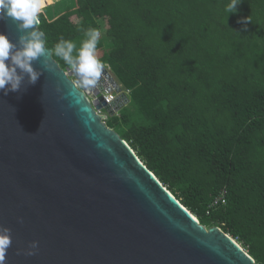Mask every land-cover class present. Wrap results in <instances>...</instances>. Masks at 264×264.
Segmentation results:
<instances>
[{"label": "trees", "instance_id": "trees-1", "mask_svg": "<svg viewBox=\"0 0 264 264\" xmlns=\"http://www.w3.org/2000/svg\"><path fill=\"white\" fill-rule=\"evenodd\" d=\"M74 1L38 15L53 59L66 69L59 39L78 49L107 24L97 56L129 102L106 125L201 225L264 264V0L230 14L229 0Z\"/></svg>", "mask_w": 264, "mask_h": 264}, {"label": "water", "instance_id": "water-1", "mask_svg": "<svg viewBox=\"0 0 264 264\" xmlns=\"http://www.w3.org/2000/svg\"><path fill=\"white\" fill-rule=\"evenodd\" d=\"M28 31L0 17L17 47ZM32 63L35 84L24 74L19 91H0L4 264H257L229 234L201 225L103 122L99 110L113 116L129 102L104 65L96 86L118 94L111 105L91 101L97 91L79 89L51 50Z\"/></svg>", "mask_w": 264, "mask_h": 264}, {"label": "clouds", "instance_id": "clouds-1", "mask_svg": "<svg viewBox=\"0 0 264 264\" xmlns=\"http://www.w3.org/2000/svg\"><path fill=\"white\" fill-rule=\"evenodd\" d=\"M240 2L241 0H229L225 5V12H236ZM41 6V0H0V17H11L18 22L19 28L31 29L20 36L19 47L7 35L0 33V91L5 94L19 91L24 74H27L31 84H35L40 76L32 62L43 56L47 49L43 35L34 27L38 22ZM99 41V31L89 28L78 49L73 41L63 37L54 46V55L70 66L80 87L87 90L96 87L104 67L97 56ZM45 65L47 66V60ZM10 231L7 227L0 228V264H4L7 249L11 245ZM36 246L37 242L33 241L31 249ZM31 249L29 255L33 254Z\"/></svg>", "mask_w": 264, "mask_h": 264}, {"label": "rangeland", "instance_id": "rangeland-1", "mask_svg": "<svg viewBox=\"0 0 264 264\" xmlns=\"http://www.w3.org/2000/svg\"><path fill=\"white\" fill-rule=\"evenodd\" d=\"M60 0H50V2H52L51 4H50V2H49V0H45V5H44V0H41V10H40V12L39 13H41L42 11H43V9L44 8H46V7H48L49 9H52V8H55V6H56V3H58ZM49 2V3H48ZM62 3H64V4H69V3H74V5H75V1L74 0H62ZM50 4V5H49ZM73 20L74 21H76V19L75 18H73ZM107 24H105V23H103V22H101V30L99 31V33H100V39L102 40L103 38H104V31H105V28L107 27L106 26ZM107 50V47L105 46V48L103 49V51H106ZM102 51V52H103ZM99 53H97V55H98ZM105 66V68L108 70V72H109V67L107 66V65H104ZM71 75V79H72V81L73 82H75V84L77 85V87L79 88V89H82V87H80V84H79V81H78V79H77V77L75 76V74L74 73H72V74H70ZM103 94V92H98V93H95L94 94V97L92 96L93 95V93H92V95H89L88 96V98L91 100V101H93L94 99H96V98H98V96H100L101 94ZM105 94V93H104ZM128 105V104H127ZM127 105H125V106H127ZM124 106V107H125ZM118 113V112H117ZM116 113V114H117ZM101 116H102V118H103V120L106 122L107 120H108V117H110L105 111H102V113H101ZM136 153V152H135ZM207 228V227H206ZM241 245V244H240ZM244 249V248H243ZM245 250V249H244ZM246 251V250H245ZM247 252V251H246Z\"/></svg>", "mask_w": 264, "mask_h": 264}, {"label": "built area", "instance_id": "built-area-1", "mask_svg": "<svg viewBox=\"0 0 264 264\" xmlns=\"http://www.w3.org/2000/svg\"><path fill=\"white\" fill-rule=\"evenodd\" d=\"M77 86V85H76ZM105 93V94H104ZM124 93H126V95L128 94V92H124ZM101 94V93H100ZM102 96H103V100H104V102L107 104V105H111V103H113L115 100H116V98H117V96H118V94L117 93H115L114 91H111V92H103V94H101ZM102 111H104L103 109L102 110H99L97 113L99 114V115H101V113H102ZM103 122H105L104 120H103ZM226 204V190H222L221 191V193H220V195L219 196H217L212 202H211V204H210V206H209V209L210 210H213V209H217L218 207H220L221 205L223 206V205H225ZM208 209V210H209Z\"/></svg>", "mask_w": 264, "mask_h": 264}, {"label": "bare ground", "instance_id": "bare-ground-1", "mask_svg": "<svg viewBox=\"0 0 264 264\" xmlns=\"http://www.w3.org/2000/svg\"><path fill=\"white\" fill-rule=\"evenodd\" d=\"M69 72H70V73H73L72 70H69ZM100 80H104V82L107 81L106 78H105V76H104L103 74H101V78H100ZM94 89H95L97 92H100V88H99L98 86H96ZM104 91L107 92L106 90H104ZM104 91H102V92H104ZM97 92H96V93H97Z\"/></svg>", "mask_w": 264, "mask_h": 264}, {"label": "crops", "instance_id": "crops-1", "mask_svg": "<svg viewBox=\"0 0 264 264\" xmlns=\"http://www.w3.org/2000/svg\"><path fill=\"white\" fill-rule=\"evenodd\" d=\"M57 1H58V0H57ZM49 2H50V0H49ZM49 2H48V3H49ZM51 3H52V2H50V4H51ZM50 4H49V5H50Z\"/></svg>", "mask_w": 264, "mask_h": 264}]
</instances>
